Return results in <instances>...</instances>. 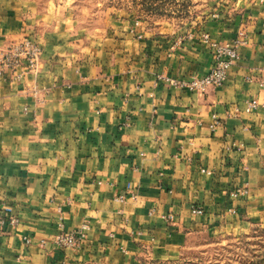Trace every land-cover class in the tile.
<instances>
[{
    "label": "crops",
    "instance_id": "crops-1",
    "mask_svg": "<svg viewBox=\"0 0 264 264\" xmlns=\"http://www.w3.org/2000/svg\"><path fill=\"white\" fill-rule=\"evenodd\" d=\"M205 32L247 43L200 93L177 82L210 71ZM24 36L38 69L0 74V264L173 260L203 233L264 222V0H216L180 26L0 0V47ZM60 224L87 225L79 246L55 245Z\"/></svg>",
    "mask_w": 264,
    "mask_h": 264
},
{
    "label": "rangeland",
    "instance_id": "rangeland-1",
    "mask_svg": "<svg viewBox=\"0 0 264 264\" xmlns=\"http://www.w3.org/2000/svg\"><path fill=\"white\" fill-rule=\"evenodd\" d=\"M48 1V0H43ZM86 22L111 16H135L153 23L183 25L210 11L216 0H49ZM141 264H264V222L241 234L203 233L191 240L179 259Z\"/></svg>",
    "mask_w": 264,
    "mask_h": 264
},
{
    "label": "built area",
    "instance_id": "built-area-1",
    "mask_svg": "<svg viewBox=\"0 0 264 264\" xmlns=\"http://www.w3.org/2000/svg\"><path fill=\"white\" fill-rule=\"evenodd\" d=\"M202 38L209 44L213 51L214 62L210 71L204 76H191L188 80L177 82V85L186 87L189 90L204 93L210 87L221 86L231 69V67L239 60V50L247 43L243 34L237 38L232 45L212 42L209 33L202 34ZM42 49L39 44L30 36H24L20 40L12 42L10 45L0 47V74L8 69L13 79L17 80L26 74H31L38 69L39 60ZM264 73V67L262 68ZM248 80H253L252 76L247 77ZM259 84L264 87V76L256 78ZM259 103L255 99L247 102L246 111L250 112L257 108ZM247 193L246 188H239L231 192L234 197L242 196ZM195 212L201 213L203 210L196 208ZM172 218V215L168 216ZM18 222L16 217H11L8 224L15 225ZM6 224L3 218H0V225ZM87 225L82 226L77 230H65L63 225H59L58 231L53 237V241L59 248H76L84 238V229ZM26 242L30 243L31 239L26 238Z\"/></svg>",
    "mask_w": 264,
    "mask_h": 264
}]
</instances>
